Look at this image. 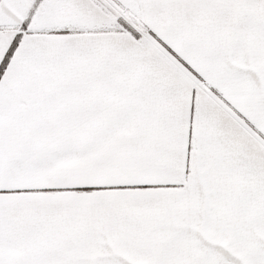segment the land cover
Masks as SVG:
<instances>
[{
    "label": "snow or ice",
    "instance_id": "6c2138e0",
    "mask_svg": "<svg viewBox=\"0 0 264 264\" xmlns=\"http://www.w3.org/2000/svg\"><path fill=\"white\" fill-rule=\"evenodd\" d=\"M0 264H264V0H0Z\"/></svg>",
    "mask_w": 264,
    "mask_h": 264
}]
</instances>
